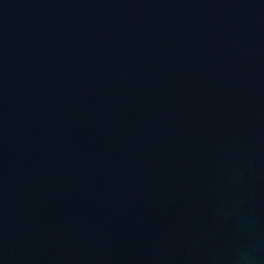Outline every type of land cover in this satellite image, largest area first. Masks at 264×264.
<instances>
[{"label":"water","instance_id":"1","mask_svg":"<svg viewBox=\"0 0 264 264\" xmlns=\"http://www.w3.org/2000/svg\"><path fill=\"white\" fill-rule=\"evenodd\" d=\"M0 264H264V0H0Z\"/></svg>","mask_w":264,"mask_h":264}]
</instances>
